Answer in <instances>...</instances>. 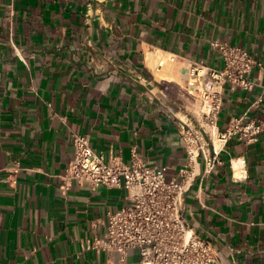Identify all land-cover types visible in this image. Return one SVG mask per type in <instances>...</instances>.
I'll list each match as a JSON object with an SVG mask.
<instances>
[{
  "label": "crops",
  "instance_id": "obj_1",
  "mask_svg": "<svg viewBox=\"0 0 264 264\" xmlns=\"http://www.w3.org/2000/svg\"><path fill=\"white\" fill-rule=\"evenodd\" d=\"M213 40L262 62L254 88L225 85L220 128L264 118V0H0V264H142L137 248L124 261L88 247L129 191L64 189L76 133L107 160L136 148L186 174L190 224L220 263L264 264V131L235 135L212 172L189 157L186 127L203 119L189 66H223Z\"/></svg>",
  "mask_w": 264,
  "mask_h": 264
},
{
  "label": "built area",
  "instance_id": "obj_2",
  "mask_svg": "<svg viewBox=\"0 0 264 264\" xmlns=\"http://www.w3.org/2000/svg\"><path fill=\"white\" fill-rule=\"evenodd\" d=\"M213 44L222 52L223 66L197 60L189 66L190 83L199 90L203 119L199 127H186L185 138L190 161L203 157L205 173L216 168L221 151L235 135L256 140L264 131V118L247 114L220 128L225 85L254 88L251 73L262 62L244 45L221 40H213ZM74 142L76 154L64 174V189L78 179L95 186H126L129 191V202L109 212L106 234L91 240L88 247L117 251L124 261L129 251L137 248L142 264H221L212 241L190 224L186 174L170 177L167 164H149L136 148L131 162L118 154L107 160L94 148L88 133H76Z\"/></svg>",
  "mask_w": 264,
  "mask_h": 264
}]
</instances>
